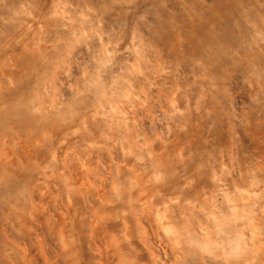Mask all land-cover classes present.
<instances>
[{"label": "rangeland", "instance_id": "374dc122", "mask_svg": "<svg viewBox=\"0 0 264 264\" xmlns=\"http://www.w3.org/2000/svg\"><path fill=\"white\" fill-rule=\"evenodd\" d=\"M142 184L152 215L224 224L210 255L237 233L264 258V0H0V264L17 224L122 239Z\"/></svg>", "mask_w": 264, "mask_h": 264}, {"label": "crops", "instance_id": "0c3cea01", "mask_svg": "<svg viewBox=\"0 0 264 264\" xmlns=\"http://www.w3.org/2000/svg\"><path fill=\"white\" fill-rule=\"evenodd\" d=\"M140 186H138V187H140L142 189V191L139 188V193L140 194L143 193L141 195V197L144 201L138 202V204H139L138 206L140 209L138 214L140 215L141 213H143L144 219L147 220L149 217L148 213L149 214H151V213L145 207H142L141 203L146 202V201H150L154 197L153 196L154 194H152L151 196H147V194H145V193H146V189H148V186L146 184H142ZM204 188H207V187L204 186ZM206 193H207V191H206ZM206 193H205V196H203L201 193L202 198H199L198 203H201L200 201H202V203L205 204L206 200H204V199L209 198V196H206ZM220 194L223 195V193H220ZM134 196L137 197L136 194H134ZM136 197H134V198H136ZM177 200H178V197L174 201H177ZM189 204L192 205L191 203H188V201H187L185 203V207H188ZM201 205H203V204H201ZM167 207H169V206H167ZM167 207H166V209H168ZM158 208H160V207H158ZM158 208H156V210L153 211V214L156 213V211H158ZM194 210H195V207H194ZM59 222L60 223H59V226L57 227V229L52 228L53 230L51 231L50 228H46L47 230L49 229L48 232L46 229H43V227H41V228L36 227L35 228L34 225H33L34 227L32 226L31 228L29 227L27 229L24 227H21V226H17V227L15 226L12 230V237H13V241H14L13 244H16L17 246L13 245V246H11L12 248H8L7 245L4 246L5 247L4 248L5 253H4V256L2 257V260H4V258H6V262L2 261L3 264L4 263L7 264L8 262H10V264L11 263L12 264H19V263L20 264H29V263L33 264L36 261L38 262V263L36 262V264H39L40 262L42 264H45L43 261L46 259V256L49 258V260H48L49 264H55V263L57 264V262H59L58 264H61L62 262H63L62 264H64V263H66V264H104V260H103L104 255L99 250H101L102 247L104 248L105 244L106 245L108 244V246H109L110 241H108V239H107V243H105V240H103V239L105 238V236H107L106 235L107 232H109L112 235V233L109 231L110 228L102 227V229L99 230L100 233L102 232L101 233L102 235L101 234H98V235L95 234V236L93 238H91V236H92L91 233L95 227L93 228V227L86 226V227H80V229L74 228V227L69 228L67 226L66 219L60 220ZM138 222H139V220H138ZM139 224H142V226L149 228L146 224H143V223H139ZM122 225H123V223H122ZM37 229H41V231H39ZM113 229H114L113 234H116L115 226L113 227ZM42 230H45V231H43V233H42ZM122 230H123V233L125 234V236L123 235L121 237L122 238L121 240H123V242L119 243V245L121 247V251L127 257L126 262H128L129 264H131L132 262H133L132 264H157V260H158L159 264H161L160 259L163 260V258H164L163 253H164V251H167L164 249L166 247L161 248V246H160L161 243L160 244H157V243L153 244L152 242L147 243V240L145 239L147 237L146 231L144 229H142L141 227H139L137 229L136 225H130L129 224L128 226H123V228H121V231ZM119 231H120V229H119ZM45 232H47V234L44 235ZM52 232H53V234H52ZM64 232H65V234H64ZM40 233H42V235H44L45 237L49 236L50 239L48 240L49 241L48 249L46 251L45 250L40 251L41 252V253H39L40 255L38 254L36 257L35 256L36 251L34 250V248L36 247V240L33 239V237L35 235L37 237H44V236H41ZM51 234L54 235V237ZM128 235H132V237H130ZM22 236L23 237L27 236V239L29 238L28 240L26 239V241L28 242V243H26V246H25L26 248L23 247L24 245L19 243L22 239ZM55 236L58 237V239ZM98 236H100L102 238H99ZM150 237L153 238V232L150 233ZM116 238L119 239V236H117ZM131 238L134 241L139 243L138 246L140 249H135V245L133 246V244L131 242L133 240H131ZM38 240H39V238H38ZM100 240L104 243L99 242ZM52 243L55 246H52ZM49 246H51V247H49ZM152 246H154V247H152ZM110 247H111V245H110ZM49 248H50V250H49ZM147 248H149V249H147ZM179 248L180 249H182V248L187 249V251L193 250V248L189 249V246H187L186 244L182 245ZM8 249L10 250L9 252H8ZM47 251L49 252L48 254H47ZM168 251H170V250H168ZM250 251H251V253L249 255H247L245 259H242V254L238 255V259L237 258L232 259L231 258V256L233 255L232 251L229 255L225 256L226 259H222L221 257L218 259L215 255L207 256L206 253L202 252V256L205 257V259H206V261L203 264H206L208 262H210L211 264H264V258L260 257V250L256 245H252V248ZM13 252H15V254H13ZM178 252H176L175 254H173L171 252V256L173 257L172 259H174V256H175V258H177V255L179 256L178 260H176V259H175V261L173 260V263H175V264H178L180 259L186 254L185 253V254L181 255ZM22 256L24 257L23 260H25V261H23L21 259ZM39 256H41V259L38 258ZM228 256H230V260L228 259ZM261 256L263 257V255H261ZM234 257H235V255H234ZM32 259H35L36 261L32 260ZM37 259H39V261ZM210 260H212V261H210Z\"/></svg>", "mask_w": 264, "mask_h": 264}, {"label": "bare ground", "instance_id": "6f19581e", "mask_svg": "<svg viewBox=\"0 0 264 264\" xmlns=\"http://www.w3.org/2000/svg\"><path fill=\"white\" fill-rule=\"evenodd\" d=\"M242 150H243V148H242ZM238 151H239V149H238ZM236 155V154H235ZM240 157V156H239ZM242 168V167H241ZM240 169V168H239ZM115 170V169H114ZM241 170V169H240ZM243 170V169H242ZM182 171V170H181ZM241 173V172H240ZM160 175H162L161 173H160ZM113 176V175H112ZM181 176V175H180ZM79 177V176H78ZM77 177V178H78ZM120 177V176H119ZM121 178V177H120ZM184 179V178H183ZM115 180V179H114ZM119 182V181H118ZM184 182V181H183ZM185 182H187V181H185ZM141 187V186H140ZM140 187H137V188H135L134 189V194H136L137 195V197L136 198H134V200H136L137 201V203L136 204H134V207H135V209L139 212V204H138V202L140 201H144L143 199H142V197H141V195L143 194V193H139V188ZM187 188V187H186ZM113 189V188H112ZM141 189V188H140ZM188 189V188H187ZM190 190V189H189ZM141 191H142V189H141ZM168 193V192H167ZM169 194V193H168ZM173 194L174 193H172L171 194V200H173V198H174V196H173ZM87 196V195H86ZM185 196V195H184ZM91 197V196H90ZM186 197V196H185ZM233 197H234V195H233ZM63 199V198H62ZM186 199V198H185ZM23 200V199H22ZM201 200V199H200ZM204 200H206L205 201V203H207V201H208V198H205ZM90 201V200H89ZM88 201V202H89ZM190 201V200H189ZM215 200H213V202H214ZM62 202V201H61ZM201 202V204H204V203H202V201H200ZM189 203V202H188ZM191 203V202H190ZM222 203V202H221ZM225 204V203H224ZM63 205H66V204H63ZM190 205V204H189ZM224 206V205H223ZM66 207V206H65ZM168 209H165V211H164V214H160L158 211H156V213H154L153 215H151V214H149L148 213V215H149V217H148V219L147 220H145L144 219V214L143 213H141L140 215H139V218H138V220H139V222H137V223H143V224H146L149 228H146V227H144V226H142V224H140L141 225V228L142 229H144L145 231H146V234H147V237L145 238L146 240H147V243H150V242H152L153 244H155V243H157V244H160L161 243V248L163 247H166V248H164L165 250H167V251H164V253H163V260L162 259H160L161 260V264H175V263H173V260L175 261V259L176 260H178L179 259V256L177 255V258H175V256H174V259H172L173 257L171 256V252L173 253V254H175L176 252H178V253H180L181 255L182 254H185L186 252H189V251H187V249H180L179 247H181L182 245H187V246H189V249H192L194 246H197L198 248H201V250H202V252L203 253H206V255L207 256H212V255H210V249H209V245L207 246V245H205V240H207V237L209 236V232H208V227H210V226H213L214 225V228L215 229H213V230H217V229H222L223 228V226H224V224H222L221 225V223H219V222H217L218 223V225H217V223H211V222H204V218L203 217H201V218H203V219H201L200 217H197L198 219H197V221H193V222H191V220L189 219V217H188V219L187 218H184V219H186V220H180L179 221V219L177 218V217H175V210L172 208V207H167ZM215 208H216V211H218L219 213H223L224 212V209L225 208H223L222 207V205H220L219 203H217L216 205H215ZM159 209V211L161 210L160 208H158ZM164 209V208H163ZM162 209V210H163ZM52 210H54V209H52ZM70 209H68V211H69ZM187 210V209H186ZM193 210V209H192ZM56 212V211H55ZM70 212V211H69ZM145 212V211H144ZM162 212V211H161ZM50 213H51V211H50ZM193 213H195V212H193ZM52 214V213H51ZM83 214V213H82ZM199 214V213H198ZM237 213H236V208H235V206L233 205L232 207H231V209H230V215H231V218H230V227H231V229H232V231H235L234 229L235 228H237L236 226H238V218H239V216L238 215H236ZM55 215V214H54ZM57 215H58V213H57ZM198 216V215H197ZM36 217V216H35ZM110 217V216H109ZM191 217V216H190ZM103 218V217H102ZM101 218V220L100 219H98V222L99 223H101L100 225L99 224H97L96 225V227L93 229V231H92V236H91V238H93L94 236H95V234H101L100 233V229H99V227L101 226H105V227H107V228H110V232L112 233V235H113V239H112V235L109 233V232H107V236H105V238L103 239V240H105V242L107 241V239H108V241H110V244H109V246H108V244L103 248V249H101V250H99L103 255H104V264H129L128 262H126V255L121 251V247H120V245H119V243H121V242H123V240H119V239H117L116 237L117 236H115V234H113L114 233V229H113V227H114V225H115V222H116V218H118V217H115V219H114V217L112 218V217H110V218H108V217H105V218H103L102 219ZM153 218V219H152ZM42 219V218H41ZM40 219V220H41ZM57 220L59 219V218H56ZM121 219V218H120ZM39 219H38V221H40ZM196 220V219H195ZM42 221V220H41ZM43 221H44V219H43ZM44 224H45V222H43ZM43 223H39L40 225L41 224H43ZM123 226H128L129 224H128V220H127V218H126V216H125V218L123 217ZM53 224V223H52ZM17 226H21V225H19V224H17ZM42 226V225H41ZM41 226H39V228L41 227ZM44 226V225H43ZM53 226V225H52ZM52 226H51V228H50V230L52 231L53 229H52ZM84 226V225H83ZM117 226V225H116ZM25 227H27V228H31V226H30V224L28 225V223H26L25 224ZM36 227V226H35ZM44 227H46V226H44ZM43 227V229H46V228H44ZM55 227V226H54ZM100 227V228H101ZM216 227H217V229H216ZM219 227V228H218ZM19 228V227H18ZM56 228V227H55ZM57 229V228H56ZM36 230V229H35ZM37 230H39V231H41V229H37ZM47 230V229H46ZM118 230V229H117ZM43 231H45V230H42V233H43ZM49 231V229L47 230V232ZM50 231V232H51ZM116 231V230H115ZM47 232H45L44 233V235L45 234H47ZM153 232V238H151L150 237V233H152ZM217 232V231H216ZM14 233V232H13ZM42 233H40L41 234V236H44V235H42ZM109 233V234H108ZM28 234V233H27ZM33 234V233H32ZM52 234H53V232H52ZM51 234V235H52ZM56 234V233H55ZM64 234H65V232H64ZM105 234V233H104ZM142 234V233H141ZM145 234V235H146ZM168 234H170V235H172V237H173V239L175 240V242L176 243H172V242H169L167 239H169V238H167V235ZM38 235V234H37ZM57 235V234H56ZM102 235V234H101ZM144 235V234H143ZM53 237H54V235H52ZM128 236H130V237H132L131 235H128ZM225 236V235H224ZM99 238H102V237H100V236H98ZM106 237H107V239H106ZM129 237V238H130ZM163 237H165V239H166V244L164 243L165 241L163 240ZM44 238H45V236H44ZM202 238H205L204 240H202ZM230 238H231V244L230 245H228V246H226V245H224V247L222 248V256H224L223 258H222V256H221V258L222 259H226L225 258V256H227V255H229L230 253H231V251H232V256H231V258L232 259H238V255H240V254H242V257H243V255L244 254H246V250H247V244H246V242L245 241H243V242H245V243H243L242 241H241V239L238 237V235H237V233H233L231 236H230ZM25 240H26V238H24ZM29 239V238H28ZM27 239V240H28ZM40 239V238H39ZM42 239V238H41ZM98 239V238H97ZM126 240V239H125ZM131 240H133L132 238H131ZM202 240V241H201ZM130 241V240H129ZM128 241V242H129ZM164 241V242H163ZM99 242H102L101 240L99 241ZM132 242V244H133V246L135 245V249H140L139 248V243L138 242H136V241H131ZM134 242V243H133ZM20 243V242H19ZM25 243V242H24ZM28 243V242H27ZM40 243V242H39ZM104 243V242H103ZM107 243V242H106ZM13 245H15V244H13ZM103 245V244H102ZM110 245H111V247H110ZM180 245V246H179ZM17 246V245H16ZM22 246V245H21ZM31 246V245H30ZM33 246V245H32ZM52 246H55V245H53V243H52ZM58 246V245H57ZM150 246V245H149ZM42 247H43V245H42ZM51 247V246H50ZM152 247H154V246H152ZM11 248V247H10ZM32 248V247H31ZM54 248V247H53ZM158 248V247H157ZM23 249V248H22ZM33 249V248H32ZM38 249V248H37ZM55 249V248H54ZM147 249H149V248H147ZM49 250H50V248H49ZM58 250V249H57ZM56 250V251H57ZM113 250V251H112ZM168 250H170V251H168ZM24 251V250H23ZM34 252V251H33ZM38 252V251H37ZM36 253V252H35ZM49 253V252H48ZM57 253V252H56ZM224 253V254H223ZM226 253H228L227 255H226ZM4 254V253H3ZM13 254H15V252H13ZM17 254V253H16ZM52 254V253H51ZM37 255L38 254H36L35 256L37 257ZM50 255V254H49ZM65 255V254H64ZM63 255V256H64ZM234 255H235V257H234ZM58 256V255H57ZM62 256V257H63ZM20 257V256H19ZM52 257V256H51ZM23 256L21 257V259L23 260ZM139 258V257H138ZM218 258V257H217ZM220 258V257H219ZM140 259V258H139ZM228 259L230 260V256H228ZM243 259V258H242ZM15 260V259H14ZM32 260H35V259H32ZM38 261H39V259H37ZM63 260V259H62ZM138 260V259H137ZM136 260V261H137ZM149 260V259H148ZM23 261H25V260H23ZM31 261V260H30ZM36 261V260H35ZM41 261V260H40ZM61 261V260H60ZM64 261V260H63ZM210 261H212V260H210ZM235 261V260H234ZM37 262V261H36ZM36 262H34L33 264H36ZM44 262V261H43ZM138 262V261H137ZM38 263V262H37ZM59 262H57V264H58ZM63 263V262H62ZM61 263V264H62ZM133 263V262H132ZM131 263V264H132ZM5 264V263H4ZM12 264V263H11ZM20 264V263H19ZM30 264V263H29ZM39 264H42L41 262L39 263ZM56 264V263H55ZM64 264H66V263H64ZM157 264H159V261L157 260Z\"/></svg>", "mask_w": 264, "mask_h": 264}]
</instances>
